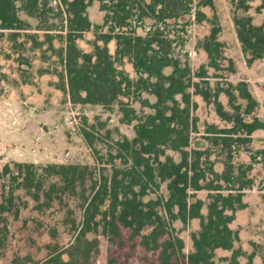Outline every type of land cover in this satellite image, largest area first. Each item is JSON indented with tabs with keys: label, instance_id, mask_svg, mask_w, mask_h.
<instances>
[{
	"label": "trees",
	"instance_id": "obj_1",
	"mask_svg": "<svg viewBox=\"0 0 264 264\" xmlns=\"http://www.w3.org/2000/svg\"><path fill=\"white\" fill-rule=\"evenodd\" d=\"M253 1L240 0L239 9L248 12ZM261 1L259 11L264 8ZM95 2L103 13L101 24L88 15ZM204 8L214 10V0H0V46L9 41L15 50L24 49L26 42H19L24 36L32 41L33 50L42 49L45 60L51 51L62 67L56 69L58 88L73 105L118 109L121 122L133 125L135 132L133 138L118 134L115 139L109 130L101 132L106 124L98 127L85 118L79 132L95 165L10 162L3 166L1 254L6 253L12 236L10 218L18 220L20 203L27 205L17 191H25L39 212L67 196L77 197L81 213L78 220L70 212L65 221L74 233L67 247L49 244L42 260L15 255L8 264H97L103 241L117 250L131 248L127 259L141 246L147 254L158 253L159 264H217V250H233L225 260L241 264L244 254L234 249L239 232L231 225L237 212L248 207L245 196L256 186L254 171L258 166L264 171V148L252 149L254 134L264 130V119L255 116L260 102L248 83L212 86L209 69L225 70L227 58L219 40L220 21L216 14L209 17ZM193 14L197 23L211 25L210 33L198 43L208 63L197 70L175 56L176 43L181 41L175 29L187 32V23L181 21ZM31 21L38 24L37 31L44 32V41L29 33ZM234 23L247 63L263 60L264 25L238 14ZM88 33L94 35L91 52L78 45ZM111 42L116 44L115 54L110 52ZM125 60L137 79L120 68ZM23 63L30 67L28 58ZM232 66L227 68L231 73ZM167 69L171 71L166 73ZM194 97L212 105L221 121L230 125L207 124L196 146L199 104ZM137 102L141 113L135 108ZM101 143L106 144V152L99 148ZM241 152L250 156V162L237 163ZM202 192L207 193L208 204L197 197ZM194 220H199L200 230L192 236L194 251L186 254L174 223L189 225ZM125 231L130 233L128 238ZM115 251L107 252L110 264L118 263ZM253 259L251 254L246 264H255Z\"/></svg>",
	"mask_w": 264,
	"mask_h": 264
},
{
	"label": "rangeland",
	"instance_id": "obj_2",
	"mask_svg": "<svg viewBox=\"0 0 264 264\" xmlns=\"http://www.w3.org/2000/svg\"><path fill=\"white\" fill-rule=\"evenodd\" d=\"M240 0H214L215 9L204 8L203 11L209 16L217 15L222 32L219 40L225 45L226 60L223 63L225 70L216 72L209 69L210 82L215 86L218 82L222 85L231 82L237 85L246 82L252 94L260 102V106L255 111V116L264 119V59L256 61L252 65L247 63L241 44L238 41L234 17L235 15H248L253 17L256 25H264V8L261 0L250 2V10L244 12L239 9ZM88 15L95 24L103 22V13L99 9V3L95 2L89 9ZM32 22L30 34H37L40 41L45 40L44 32L37 31V23ZM181 22L187 23V32H175L180 36V42L176 43L175 56L182 63L189 64L193 70L207 65L208 58L206 53L198 48V43L204 39L211 29L208 22L199 24L195 21V15L184 18ZM60 29V23L57 25ZM142 33V31H139ZM94 39L93 33L85 35L83 40L78 41V45L86 52L92 51L90 42ZM19 42H26L24 49H14V45L5 41L1 46L2 56L0 57V172L6 163L27 162L35 163L39 166L48 164H82L95 165L91 151L82 139L79 127L87 118L89 123H94L100 127V123L106 124L101 130L103 134L110 131L112 137L117 139L118 134L133 138L135 135L134 126L126 125L121 122L122 114L115 109L106 111L98 106L73 105L70 98L58 88L60 78L56 74L62 70L58 59L52 52H48L49 60L43 57L42 49L33 50V43L24 36ZM55 45L61 44L56 40ZM47 45L43 47V50ZM109 49L115 54L116 44L111 42ZM28 58L30 67L23 62ZM233 65L234 72L227 68ZM120 68L124 69L129 75L137 79L138 76L132 65L125 60ZM171 70L167 69L166 73ZM226 86V85H225ZM151 102L155 97L143 94ZM199 104L197 116L199 117V132L194 135L193 145L202 140L205 135L207 124L215 123L220 127H227L218 117L215 108L207 105L202 98L194 97ZM227 108L228 99L225 95L220 97ZM239 103L246 106V102L239 99ZM135 108L142 112L141 104L137 102ZM248 121L252 120L249 116ZM99 148L106 152V144H99ZM264 148V130L254 134L252 149ZM177 160L179 156L169 151ZM237 163L250 162V156L241 152L237 158ZM256 186L246 192L245 201L248 207L238 211L236 220L231 227L239 232V240L235 243L234 249H240L243 256L240 257L241 264L248 262V257L254 254L255 264H264V171L258 166L254 171ZM0 181V202H1ZM165 189V188H164ZM22 202H27L26 207L21 203V212L18 220L10 218L12 236L9 247L5 254L0 253V263L8 264L16 256H31L39 261L48 254L47 245L59 244L67 247L74 238L70 225L65 224L70 212L73 217L80 219V201L77 197L64 198L62 203L56 202L52 208L46 211L34 210L35 203L28 197L25 191H17ZM208 204L207 193H198ZM207 213V207L203 210ZM178 236L184 240L186 254L194 251L193 234L200 230L199 220L192 221L189 225H184L177 221L174 223ZM56 231V236L54 234ZM130 233L125 231L128 238ZM139 241V240H138ZM102 253L97 259V264H110L108 250H116L114 257L117 264H159L158 253H146L145 249L137 246L134 255L127 259L126 254L133 251L127 247L117 250L103 241ZM233 250H217L215 261L217 264H228L225 259L231 258ZM111 257V256H110ZM31 264V263H29Z\"/></svg>",
	"mask_w": 264,
	"mask_h": 264
}]
</instances>
